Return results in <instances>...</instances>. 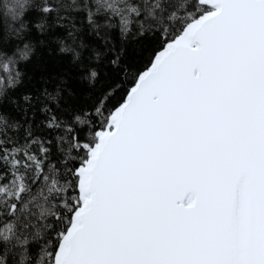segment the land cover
<instances>
[{
	"label": "snow or ice",
	"instance_id": "6c2138e0",
	"mask_svg": "<svg viewBox=\"0 0 264 264\" xmlns=\"http://www.w3.org/2000/svg\"><path fill=\"white\" fill-rule=\"evenodd\" d=\"M0 264H264V0H0Z\"/></svg>",
	"mask_w": 264,
	"mask_h": 264
},
{
	"label": "trees",
	"instance_id": "16d2710c",
	"mask_svg": "<svg viewBox=\"0 0 264 264\" xmlns=\"http://www.w3.org/2000/svg\"><path fill=\"white\" fill-rule=\"evenodd\" d=\"M48 59H49L48 50L45 48H38L35 53L34 62L46 61Z\"/></svg>",
	"mask_w": 264,
	"mask_h": 264
}]
</instances>
